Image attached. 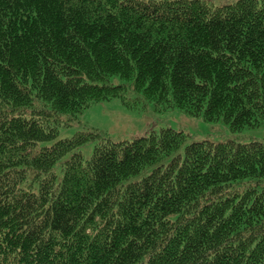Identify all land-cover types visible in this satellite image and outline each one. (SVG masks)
<instances>
[{"label": "trees", "instance_id": "obj_1", "mask_svg": "<svg viewBox=\"0 0 264 264\" xmlns=\"http://www.w3.org/2000/svg\"><path fill=\"white\" fill-rule=\"evenodd\" d=\"M112 99L263 124L264 0H0V264H264V142L40 146Z\"/></svg>", "mask_w": 264, "mask_h": 264}, {"label": "rangeland", "instance_id": "obj_2", "mask_svg": "<svg viewBox=\"0 0 264 264\" xmlns=\"http://www.w3.org/2000/svg\"><path fill=\"white\" fill-rule=\"evenodd\" d=\"M207 1L212 5H222L236 0ZM111 82L118 85L124 81L115 76L111 78ZM129 94L134 96L132 91ZM64 117L65 119L69 118L67 115ZM167 127L182 130L188 134L187 141L181 147L180 153H184L186 145L202 139L213 141L234 139L241 143L264 142V123L255 128L249 127L240 132H232L229 125L223 120L207 122L202 117L192 116L178 108L158 112L154 110L152 104H148L143 111L133 110L124 107L119 99H112L93 104L79 114L78 118H74L69 126L62 125L54 139L44 141L40 146H50L59 140L72 138L81 131L97 130L104 137L107 136L113 141H120L131 140L151 132H160ZM98 142V139L90 140L82 145L79 150L70 152L61 158L55 166L56 174L59 177L62 176L64 162L69 160L74 152L80 151L84 159H90Z\"/></svg>", "mask_w": 264, "mask_h": 264}]
</instances>
